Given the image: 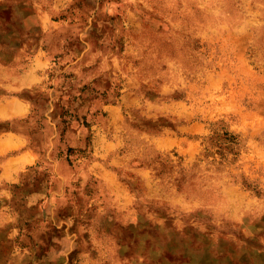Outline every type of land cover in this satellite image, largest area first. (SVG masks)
<instances>
[{
    "label": "rangeland",
    "instance_id": "374dc122",
    "mask_svg": "<svg viewBox=\"0 0 264 264\" xmlns=\"http://www.w3.org/2000/svg\"><path fill=\"white\" fill-rule=\"evenodd\" d=\"M0 264H264V0H0Z\"/></svg>",
    "mask_w": 264,
    "mask_h": 264
}]
</instances>
